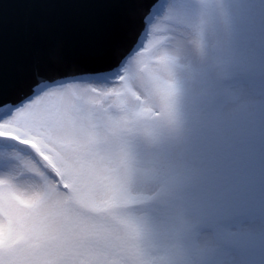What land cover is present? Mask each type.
<instances>
[{"label": "snow or ice", "instance_id": "1", "mask_svg": "<svg viewBox=\"0 0 264 264\" xmlns=\"http://www.w3.org/2000/svg\"><path fill=\"white\" fill-rule=\"evenodd\" d=\"M141 15L135 44L107 68L49 77L37 67L18 96L0 82V264H135L123 217L146 199L139 143L178 122L186 32L197 42L199 31L167 0ZM48 57L58 62V50Z\"/></svg>", "mask_w": 264, "mask_h": 264}, {"label": "rangeland", "instance_id": "2", "mask_svg": "<svg viewBox=\"0 0 264 264\" xmlns=\"http://www.w3.org/2000/svg\"><path fill=\"white\" fill-rule=\"evenodd\" d=\"M168 3L199 31L196 43L186 32L178 122L139 143L135 189L146 199L134 213L159 264H264V0ZM195 120L204 143L190 162Z\"/></svg>", "mask_w": 264, "mask_h": 264}, {"label": "water", "instance_id": "3", "mask_svg": "<svg viewBox=\"0 0 264 264\" xmlns=\"http://www.w3.org/2000/svg\"><path fill=\"white\" fill-rule=\"evenodd\" d=\"M142 10L134 0H0V82L18 96L28 92L37 67L49 77L109 67L135 44ZM51 50L58 62L49 59ZM203 143L195 120L184 138L190 162Z\"/></svg>", "mask_w": 264, "mask_h": 264}, {"label": "clouds", "instance_id": "4", "mask_svg": "<svg viewBox=\"0 0 264 264\" xmlns=\"http://www.w3.org/2000/svg\"><path fill=\"white\" fill-rule=\"evenodd\" d=\"M191 40L193 43H196L195 36L191 37ZM123 221V226L129 231L132 239V246L135 249V264H159V259L152 256L147 251L150 245L147 239V230L143 221L134 212L123 217ZM138 227L144 233L143 240L141 239L140 233L136 231ZM141 244H143V247H141Z\"/></svg>", "mask_w": 264, "mask_h": 264}]
</instances>
